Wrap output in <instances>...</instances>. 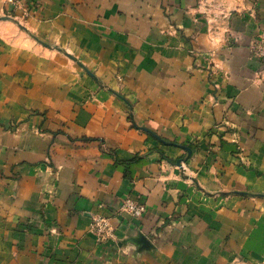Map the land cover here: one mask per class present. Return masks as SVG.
Masks as SVG:
<instances>
[{"label": "crops", "instance_id": "1", "mask_svg": "<svg viewBox=\"0 0 264 264\" xmlns=\"http://www.w3.org/2000/svg\"><path fill=\"white\" fill-rule=\"evenodd\" d=\"M6 11L0 264H264V0Z\"/></svg>", "mask_w": 264, "mask_h": 264}, {"label": "built area", "instance_id": "2", "mask_svg": "<svg viewBox=\"0 0 264 264\" xmlns=\"http://www.w3.org/2000/svg\"><path fill=\"white\" fill-rule=\"evenodd\" d=\"M9 9H13L14 11L22 10L23 14L30 13V5L35 4L36 0H4ZM251 50L253 54L259 58L264 59V31L260 33V35L255 39L254 43L251 45ZM147 207L146 204L138 201L136 199L126 197L123 199L120 211L128 213L132 217H141ZM90 229L96 235V239L98 242L107 241L115 237V225L112 222L111 217L105 215H94Z\"/></svg>", "mask_w": 264, "mask_h": 264}, {"label": "rangeland", "instance_id": "3", "mask_svg": "<svg viewBox=\"0 0 264 264\" xmlns=\"http://www.w3.org/2000/svg\"><path fill=\"white\" fill-rule=\"evenodd\" d=\"M2 1L4 2L5 6L8 10V11L4 12L5 13L4 15L9 16L11 20L18 22L19 24L23 23L24 18H27L28 16H30L31 10L33 8H35L37 6V4L39 3V0H36L35 4L30 5V10H29L30 13L29 14H25V13L23 14L22 10L14 11L12 8L9 9L8 4L4 0H2Z\"/></svg>", "mask_w": 264, "mask_h": 264}, {"label": "water", "instance_id": "4", "mask_svg": "<svg viewBox=\"0 0 264 264\" xmlns=\"http://www.w3.org/2000/svg\"><path fill=\"white\" fill-rule=\"evenodd\" d=\"M187 149H188V152H189V156L191 155V153H192V150L189 148V147H187ZM180 162V161H179ZM143 241H144V238L142 239Z\"/></svg>", "mask_w": 264, "mask_h": 264}]
</instances>
